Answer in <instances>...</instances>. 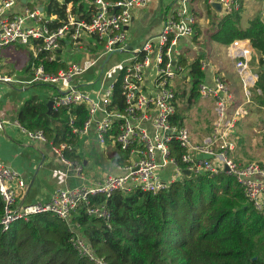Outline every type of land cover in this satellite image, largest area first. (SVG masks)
Returning <instances> with one entry per match:
<instances>
[{
    "label": "built area",
    "instance_id": "2783aa9c",
    "mask_svg": "<svg viewBox=\"0 0 264 264\" xmlns=\"http://www.w3.org/2000/svg\"><path fill=\"white\" fill-rule=\"evenodd\" d=\"M57 1L64 7L63 17L48 14L40 0H26L24 4L20 0H0V51L11 45L30 47L32 51L30 78L0 75V82L13 87H51L55 94L46 102H52V111L64 113L65 124L75 142L92 135L100 148L118 151V156L109 161L110 167L118 172L105 174L90 185L57 190L47 202L24 204L20 198L24 180L0 161L2 231H8L16 221L50 213L66 223L72 233L70 242L80 257L94 264H105L79 234L80 211L84 209L87 216L96 217L109 227L111 215L106 201L112 194L136 190L157 194L181 181L187 176L186 171L190 175L233 176L246 200L264 216V164H241L229 157L235 150L236 124L248 114L247 104L251 102L253 90L261 94L255 89L258 75L250 67L255 55L250 42L234 40L226 50L242 82L244 103L233 102L232 93L217 74L211 76L210 82L197 80L199 96L213 100L214 120L210 132L193 141L189 129L177 118L175 82L185 77L195 80L189 74L192 63H182L179 49L187 38L196 35L190 0H178L176 11L166 19L160 33L136 48L128 46V27L133 13L145 8L147 0H91L85 14H76L72 3ZM216 2L221 5L223 17L238 11L242 4V0ZM18 3L23 9L14 12ZM69 46L81 51L80 62L61 61ZM93 52L97 53L96 57L90 59L89 53ZM115 54H122L123 58L108 70L107 63ZM43 61H55L63 67L48 72ZM198 63L202 72L209 69V62L204 58ZM95 67L98 78L84 84L81 77ZM97 82L99 85L92 92L84 90ZM118 82L119 92L116 91ZM78 107L85 110L83 121L73 112ZM5 124L0 118V131ZM17 126L29 140L49 144L62 164L83 179L81 160L67 157V153L75 151L76 144H54L42 131L31 132L19 122ZM96 196H101L103 203L93 206L90 198Z\"/></svg>",
    "mask_w": 264,
    "mask_h": 264
},
{
    "label": "trees",
    "instance_id": "16d2710c",
    "mask_svg": "<svg viewBox=\"0 0 264 264\" xmlns=\"http://www.w3.org/2000/svg\"><path fill=\"white\" fill-rule=\"evenodd\" d=\"M63 1L72 3L76 14H85L91 2ZM63 9L57 0L44 4L48 14L63 17ZM241 12L242 9L222 17L207 38L224 46L234 40L250 42L258 57L250 67L258 75L255 89L261 92L258 95L253 90L252 98L264 109V20L257 15L243 25ZM198 60L199 57L191 64L189 74L195 80H206ZM43 64L48 72L63 67L55 61ZM116 91L119 92V82ZM191 95L199 97L197 83L192 84ZM38 100L32 96L24 101L17 114L18 122L31 132L42 131L54 144H77L65 124L64 113L51 111L48 115L45 101ZM73 112L83 121V107ZM177 118L182 119L178 110ZM240 122L241 119L235 128ZM67 157L81 160L74 152L67 153ZM90 199L93 206L103 203L101 196ZM3 204L0 197V219ZM106 206L111 215L109 227L87 216L84 209L78 217L79 234L105 264H264V216L246 200L231 175L184 176L157 194L118 192L112 194ZM71 236L66 223L50 213L16 221L8 231H2L0 225V264H94L79 256Z\"/></svg>",
    "mask_w": 264,
    "mask_h": 264
},
{
    "label": "crops",
    "instance_id": "0c3cea01",
    "mask_svg": "<svg viewBox=\"0 0 264 264\" xmlns=\"http://www.w3.org/2000/svg\"><path fill=\"white\" fill-rule=\"evenodd\" d=\"M40 1L43 2L42 0ZM215 2L216 0H190L189 8L195 17L196 34L199 33V35L196 38H187V42L182 45L186 46L188 50L198 53L199 59L204 58V60L209 62V69L204 71V73H206V82H210L211 76L213 74H217L224 79L227 87L231 88L234 86V81L238 75L234 68L233 62L229 60L227 56V46L213 42L207 38V34L210 33V30H214L219 20L223 17L222 11L217 12L214 8H212V4ZM43 4H45V2H43ZM243 4L244 3L242 0L240 9H243ZM177 6L178 0H172L171 3H166V0H147V5L145 7L147 11L145 10L143 13H139L140 10H136L133 13L131 25H133L137 20H139L138 23L142 22L143 18L146 16L151 18L155 17L157 14L159 19L157 21H151L149 26H147L146 36L141 40L142 42H136L135 46H133V43L129 44L128 42V46L130 48L139 47L146 39L159 34L164 22L166 19H170V17L176 11ZM22 9L23 5L18 3L17 6L14 7V12H20ZM217 15H219L218 18ZM259 16L264 20V15ZM129 28L130 26L128 27V30ZM196 40H200L201 45L203 46L202 48L204 49L206 47L208 50L206 52L199 51V49L196 51L194 48V43ZM213 52H216V55H214ZM208 55L210 56L209 59ZM182 59L189 63H193L196 60H187L184 57L183 52ZM28 72L29 76L21 77L19 79L30 78L31 73L29 69ZM9 85L17 93L13 98H6L8 94L5 95V92L4 94L2 92V94L5 95L3 96L4 100H2V97L0 96V118L6 122L4 130L0 131V161L11 170L17 172L24 180L25 188L20 192V198L23 200V203H44L49 201L51 195L57 190L92 184V180H88L84 178V176L83 179H81L80 177H77L75 173H71V171L62 164L60 159L52 153L49 144L40 141L29 140L22 134V131L17 126L18 111L26 99L32 96L38 99L39 97L28 94V97L26 99L24 98L25 100H22L26 95L21 94L20 91H27V88L19 89V87H13L11 84ZM45 103L47 102L45 101ZM212 112L213 116L210 118L211 122L214 119L213 102ZM205 113L211 116V113ZM200 115L203 114H198V116ZM206 128L207 126L198 131L196 134H203L206 132L203 135L205 136L210 132L211 126L207 131ZM90 144H92L95 148H98L99 151H103V149L95 143L92 135L81 139L79 142H77L74 153L81 157L82 166H85L88 163V161L85 159V154ZM117 172V170L111 168L110 173Z\"/></svg>",
    "mask_w": 264,
    "mask_h": 264
},
{
    "label": "rangeland",
    "instance_id": "374dc122",
    "mask_svg": "<svg viewBox=\"0 0 264 264\" xmlns=\"http://www.w3.org/2000/svg\"><path fill=\"white\" fill-rule=\"evenodd\" d=\"M42 1L46 2L47 0ZM171 2L172 0H166V3ZM243 3V9L241 12L243 25H245L257 14L264 15V0H243ZM145 10L146 8L140 9L139 13H143ZM218 17L219 15H217V18ZM158 19V15L156 14L155 17H144L143 21L140 23H138L139 20H137L133 25L130 24V28L127 32V43H133V46H135L136 42H142L141 40L146 36L147 26H149L151 21H157ZM194 46L195 48H198L199 51L206 52L208 50L205 46L204 49L202 48L203 46L201 45L200 40H196ZM179 49L183 52L184 57L189 61H193L198 57V53L188 50L184 45H180ZM69 50L67 53H63L61 61L65 64L70 62H80V58L83 57V55L80 53L81 51L77 52L72 46H69ZM96 52H100V50L97 49ZM96 52L89 53L90 59L96 57ZM213 53L216 55V52ZM122 58V54H115L110 59V63H107V69L111 70L114 67V63L121 61ZM209 58L210 56L208 55V59ZM257 58V55L253 56L251 63L255 64ZM31 60L32 51L30 47H20L18 45L5 47L0 51V75L10 76L13 79L27 77L29 76V72L27 70L29 69ZM96 69L97 68L95 67L88 70L81 77L84 84L92 83L98 78L99 73L96 71ZM251 69L253 71L255 70L253 67H251ZM175 82H177L176 84L178 86L179 96L177 108L182 116V122L189 129V131H191L192 140H200L206 132L203 134L196 133L205 126H207V131L213 122H211L210 119L213 116V100L208 98L205 99L201 97H193L191 95L193 82L189 77H185L181 80H175ZM98 85L99 83L97 82L92 86L84 87V90L87 92H92V90H94ZM17 86L19 89L27 88V91H20L21 94L26 95L22 100H25L28 97V94H31L38 96V101L44 102L55 94L51 87L44 85L27 87H23L22 85ZM229 91L234 97L233 102L238 104L244 103L246 98L239 76H237L234 81V86L229 88ZM2 92L3 94L5 92V95L8 94L6 98H13L17 93L11 88L9 83L0 82V96L2 97V100H4L3 96L5 95H3ZM254 98L251 99L250 104H247L246 110L248 114L241 119L238 127L235 128V150L234 153L232 152L229 154V157H231L235 162L241 164L245 162L264 164V109L259 108L256 98ZM205 112L211 113V116ZM198 114L203 115L198 116ZM86 151L85 159L88 161V163L87 165L83 166L82 175L84 178L92 180L91 183H95L100 179L101 176L111 172L109 161H112L114 158H116L119 152L111 147L105 148L103 151H99L98 148H95L92 144H90L88 150Z\"/></svg>",
    "mask_w": 264,
    "mask_h": 264
},
{
    "label": "water",
    "instance_id": "95a60500",
    "mask_svg": "<svg viewBox=\"0 0 264 264\" xmlns=\"http://www.w3.org/2000/svg\"><path fill=\"white\" fill-rule=\"evenodd\" d=\"M25 1H26V0H20V2L23 3V4L25 3ZM212 8H214L217 12H220V11H221V5H220L219 3H217V2H215V3L212 4ZM125 28H126V27H125ZM111 55H112V54H110L109 57H110ZM109 57H108V58H109ZM193 83H194V84L197 83V80H193ZM46 108H47V114L50 115V113H51V111H52V102H51V101H48V102L46 103ZM225 171L227 172V169H225ZM185 174H186L187 176L190 175V173H189L188 171H186Z\"/></svg>",
    "mask_w": 264,
    "mask_h": 264
}]
</instances>
